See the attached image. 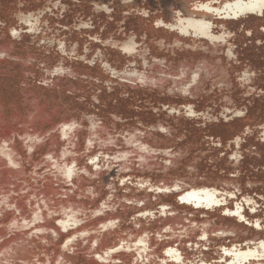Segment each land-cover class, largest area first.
Segmentation results:
<instances>
[{"label":"clouds","instance_id":"9594fccd","mask_svg":"<svg viewBox=\"0 0 264 264\" xmlns=\"http://www.w3.org/2000/svg\"><path fill=\"white\" fill-rule=\"evenodd\" d=\"M113 3L90 0L109 21ZM120 3L119 25L139 17L163 35L118 26L122 41L87 37L118 52L119 62L100 49L88 59V44L83 55L78 44L66 46L62 32L95 25L91 16L76 23L79 13L60 23L69 11L63 0L36 8L17 0L12 23L0 19L12 41L29 36L39 38L37 47H56L54 65L38 64L37 88L59 93L62 81L89 82V95L76 92L84 109L32 93L11 115L0 108V264H264V163L248 165L255 176L242 167L246 157L264 160V119L249 115L264 98V69L241 58L243 49L264 50V0H155V9L148 0ZM14 48L0 46V61L17 60ZM178 52L203 55L189 60ZM66 61L98 66L99 74L77 73ZM92 85L102 88L91 94ZM102 91L121 100L160 97L129 105L154 122L102 115ZM236 120L243 121L238 134L226 142L205 134L203 148L191 147L179 127Z\"/></svg>","mask_w":264,"mask_h":264},{"label":"rangeland","instance_id":"374dc122","mask_svg":"<svg viewBox=\"0 0 264 264\" xmlns=\"http://www.w3.org/2000/svg\"><path fill=\"white\" fill-rule=\"evenodd\" d=\"M96 2L108 4L109 0H96ZM169 2L170 0H162V3L165 5ZM16 3L17 0H0V19L6 20L11 24V16L15 10ZM42 3L43 0H41V4H36L35 0H28V4L31 5L32 8L40 7L42 6ZM63 3L68 5L69 11L65 13L64 20L60 21L62 24H72L73 20L77 16V13L80 14V19H75L76 23L87 22L89 16L92 17V22L95 25L94 29H81L79 33L74 30L71 32L61 33V36L67 38L66 46L68 48H71L73 43L78 44V55L84 54V45L88 44L91 49V52L87 57L88 59H91V56L95 53V51L100 49L106 57H110V62H119L122 60V57H120L119 53L112 50L110 47H104L102 44L90 42L87 38L89 35L99 34L101 40H106L110 34H113L114 41H122L124 39L122 36L114 35L118 30V26L124 27L125 32H128L129 30H135L137 33L147 31L149 32L150 39L152 36L159 38L160 35H163V33L153 32L151 30L150 24L143 21L139 17H127V23L124 25H119V21L125 19L120 15L121 10L125 7L124 5H121L120 0H114V3L110 5L116 8V11L113 13V16L115 17L114 21H109L103 12H100L99 14L93 13L90 0H80L79 4L74 3L73 0H63ZM139 3L140 0H136V4ZM131 6L134 5H130L129 7ZM145 6H150L153 9L157 7L155 0H148V4ZM101 27H105V30L102 33L100 32ZM0 35L3 37L0 38V46L7 48L10 44H14L15 48L11 54L17 57V60L15 61H0V108H2L6 114L11 115L14 109L20 108V105L24 99V95H27L28 93H32L37 97L43 94L47 96L49 102L54 105L58 104L59 101L62 100L64 104H68L71 108H85L84 104H78L76 102V92L78 91L80 94L89 95L88 81H62L59 85V93H57L56 90L49 92L48 90L36 87L35 80L39 79L42 75V71L38 70V64L40 62H45L48 66H52L60 59V55L56 52L55 46L50 49L47 45L37 47L36 45L39 43V38H37L35 43H32L29 36H25L21 42L17 43L7 37L6 29L0 30ZM136 42H140L139 38ZM153 51L155 52V49H153ZM238 51H240V49H238ZM201 55L203 54L198 52L177 53L178 57L183 56L189 60H194ZM29 58H34L35 63L32 65L26 64V61ZM241 58L250 61L257 69H264V50L257 51L252 47L243 49V51H241ZM69 64H71L73 70L77 73L93 76L99 74L98 66L89 70L87 65H84L79 61H66L65 66H68ZM29 73L35 74V79H33L31 75H28ZM22 83L27 85V87H21ZM96 87L102 88V85H92L91 94H95ZM70 89L74 90V95H64L65 91ZM99 98L101 105L98 107L101 108L102 115L107 116L109 112H116L117 114H123L125 116L139 115L141 119L145 120V122H154L155 118L150 114V112L132 113L129 110V105L142 101L154 104L160 100V97L158 96L149 97L146 94L139 97L133 96V98L130 100H121L119 99L117 92L108 94L106 91H102ZM169 100L170 98H165L164 102H169ZM204 103H206V100L200 101L199 106L202 108ZM237 105L239 106V101H237ZM208 106L211 107L210 104ZM20 110L22 111L23 109ZM216 111L218 112L219 109H216ZM249 115L256 120L264 119V98H262L261 101L255 102L254 106L249 111ZM179 127L181 131L187 129L188 143H190L191 147L195 148L196 146H199L200 148H203V145L200 143V141L205 134L214 138H220L222 141L226 142L228 139L232 138L242 130L243 121L236 120L227 124L221 121L218 125H209L207 129H197L190 123L181 122ZM249 143H251V141H249ZM261 148H264V146H261ZM215 154L216 152L213 153V155ZM261 163H264V160H256L255 157L248 159L246 157L245 161L242 163V167L247 169L251 175L255 176V174L251 173V170L248 169V165L252 164L255 166ZM219 166L223 167L224 162L221 161ZM258 178L264 180V175H261Z\"/></svg>","mask_w":264,"mask_h":264}]
</instances>
